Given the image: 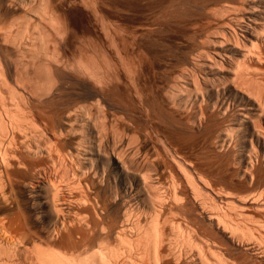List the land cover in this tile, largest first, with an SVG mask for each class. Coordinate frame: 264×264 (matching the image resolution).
<instances>
[{
    "label": "bare ground",
    "instance_id": "obj_1",
    "mask_svg": "<svg viewBox=\"0 0 264 264\" xmlns=\"http://www.w3.org/2000/svg\"><path fill=\"white\" fill-rule=\"evenodd\" d=\"M0 264H264V0H0Z\"/></svg>",
    "mask_w": 264,
    "mask_h": 264
},
{
    "label": "rangeland",
    "instance_id": "obj_2",
    "mask_svg": "<svg viewBox=\"0 0 264 264\" xmlns=\"http://www.w3.org/2000/svg\"><path fill=\"white\" fill-rule=\"evenodd\" d=\"M16 193H17V195H19V196H21V194H22L21 191H17ZM21 197H22V196H21ZM20 199H21V198H20Z\"/></svg>",
    "mask_w": 264,
    "mask_h": 264
}]
</instances>
